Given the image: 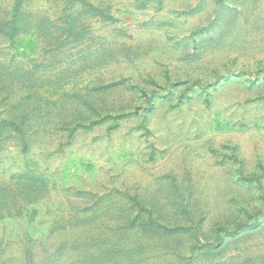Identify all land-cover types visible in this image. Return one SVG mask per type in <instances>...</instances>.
Returning <instances> with one entry per match:
<instances>
[{"label":"rangeland","instance_id":"374dc122","mask_svg":"<svg viewBox=\"0 0 264 264\" xmlns=\"http://www.w3.org/2000/svg\"><path fill=\"white\" fill-rule=\"evenodd\" d=\"M0 264H264V0H0Z\"/></svg>","mask_w":264,"mask_h":264},{"label":"trees","instance_id":"16d2710c","mask_svg":"<svg viewBox=\"0 0 264 264\" xmlns=\"http://www.w3.org/2000/svg\"><path fill=\"white\" fill-rule=\"evenodd\" d=\"M131 226H133L134 228H137V225H135V224H132Z\"/></svg>","mask_w":264,"mask_h":264}]
</instances>
